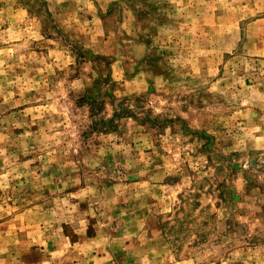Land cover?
Here are the masks:
<instances>
[{
    "label": "rangeland",
    "instance_id": "374dc122",
    "mask_svg": "<svg viewBox=\"0 0 264 264\" xmlns=\"http://www.w3.org/2000/svg\"><path fill=\"white\" fill-rule=\"evenodd\" d=\"M0 264H264V0H0Z\"/></svg>",
    "mask_w": 264,
    "mask_h": 264
}]
</instances>
